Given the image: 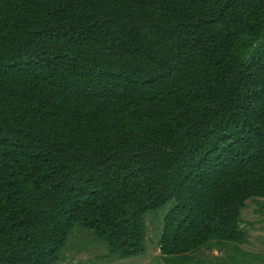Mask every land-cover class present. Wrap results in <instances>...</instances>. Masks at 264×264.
<instances>
[{
  "label": "trees",
  "instance_id": "16d2710c",
  "mask_svg": "<svg viewBox=\"0 0 264 264\" xmlns=\"http://www.w3.org/2000/svg\"><path fill=\"white\" fill-rule=\"evenodd\" d=\"M251 199L264 0H0V264H58L76 225L141 256L173 201L165 264L264 261L241 249Z\"/></svg>",
  "mask_w": 264,
  "mask_h": 264
},
{
  "label": "rangeland",
  "instance_id": "374dc122",
  "mask_svg": "<svg viewBox=\"0 0 264 264\" xmlns=\"http://www.w3.org/2000/svg\"><path fill=\"white\" fill-rule=\"evenodd\" d=\"M175 201L166 206L148 212L145 215L148 231L146 238L145 254L129 258L120 259L118 256L107 257L108 250L104 242H97L91 231L80 225H76L71 239L63 251L62 260L58 264H165L161 260L159 252V239L161 236L164 218L174 207ZM263 207L262 213L259 209ZM243 225L251 229L250 243L241 247L244 252L264 257V199H251L247 202V208L242 212ZM199 260L211 261L215 258H223L230 261L231 258H238L232 253L231 248L224 246L212 248L211 250H200L195 253ZM245 264H264L261 260L247 259Z\"/></svg>",
  "mask_w": 264,
  "mask_h": 264
}]
</instances>
